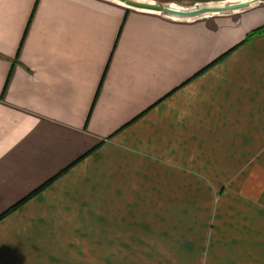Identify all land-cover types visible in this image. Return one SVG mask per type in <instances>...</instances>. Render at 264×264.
Returning a JSON list of instances; mask_svg holds the SVG:
<instances>
[{
    "label": "crops",
    "instance_id": "obj_1",
    "mask_svg": "<svg viewBox=\"0 0 264 264\" xmlns=\"http://www.w3.org/2000/svg\"><path fill=\"white\" fill-rule=\"evenodd\" d=\"M251 1L177 17L0 0V215L46 184L0 219V264H258L233 246L256 234L264 188L249 214L250 176L230 183L264 167V0Z\"/></svg>",
    "mask_w": 264,
    "mask_h": 264
},
{
    "label": "rangeland",
    "instance_id": "obj_2",
    "mask_svg": "<svg viewBox=\"0 0 264 264\" xmlns=\"http://www.w3.org/2000/svg\"><path fill=\"white\" fill-rule=\"evenodd\" d=\"M249 1H251V0H249ZM220 2H223V1H220ZM216 3H219V2H209V3L208 2H205V3L189 2V3H183V4L178 3V4H171V6H172L171 8L185 12L188 10L191 11V10L198 9V8H201V7L209 5V4H213L214 6H217ZM230 3L232 4L235 2L231 1ZM219 6H222V5H219ZM173 16H175V15H173ZM177 17H179V16H177ZM252 160H253V158H252ZM257 167L260 169V172L254 171L253 169H251V172H249V173H237V174H235L232 177V179L230 180V183L232 185V181H233L234 177L236 178L242 174L250 176V184H251L250 189H251V191L247 190L246 197H244L245 204H246L244 207H245V210L248 209L246 211V213H249V214H251V211L254 208V207H252V203L256 200L255 197L253 196L255 194H254V192H252V190H261V188H264V167H260L258 165H257ZM249 168H252V165L249 166L248 169ZM226 189H228V188L226 187ZM257 206L262 208V210L264 211V201L262 202V204H259ZM262 214L263 213H261V214L259 213V208H257L256 213L254 214V211H253V215H251L252 222L254 225L252 227V229L256 231V234L254 236L251 234H247L244 237L242 244L237 245V246H233L237 250L236 254L238 255L239 259H241V260L244 259V257H246V259L249 260V257H247L248 255L242 254V253H249V255H251V254L257 255L258 253H261V258L260 257L258 258V264H261V262H262V264H264V214L263 215ZM202 221H203V224L205 226L207 225V232H208L209 229H211V227H212L213 221L210 220V218H206V217H203ZM174 226H175L174 221L173 222L166 221V228L167 229L172 230L174 228ZM176 226H177V223H176ZM181 229L182 228H180V230ZM223 233L225 234V232H223ZM227 233L230 235L231 239L237 237V230L228 231ZM250 236H251V238H250ZM220 240H222V239H220ZM250 240L255 241V247L251 244ZM208 241H209V238L207 239L206 243H208ZM202 242H204V240ZM206 250H207V247H206ZM199 257L202 260H205V259L210 257V253H208L207 251L205 252V249H204L201 253H199Z\"/></svg>",
    "mask_w": 264,
    "mask_h": 264
},
{
    "label": "water",
    "instance_id": "obj_3",
    "mask_svg": "<svg viewBox=\"0 0 264 264\" xmlns=\"http://www.w3.org/2000/svg\"><path fill=\"white\" fill-rule=\"evenodd\" d=\"M119 1H122L125 4L130 5V6H135V7L142 8V9L161 11L166 14H169L172 16L175 15L179 17H190V16L199 15V14L208 13V12L227 11L235 7L246 6L250 3L249 0H244L238 3H234V4L230 3V4L222 5V6H203L195 10H191V11L188 10V11L183 12L181 10H176L171 7H165L161 5L145 4V3H140V2H134L131 0H119Z\"/></svg>",
    "mask_w": 264,
    "mask_h": 264
},
{
    "label": "trees",
    "instance_id": "obj_4",
    "mask_svg": "<svg viewBox=\"0 0 264 264\" xmlns=\"http://www.w3.org/2000/svg\"><path fill=\"white\" fill-rule=\"evenodd\" d=\"M262 30V29H261ZM260 32V30H256L253 31L251 33H249L245 39L248 40L249 38H251L253 35H255L256 33ZM48 183V182H47ZM46 184H44L43 186H41L40 188L36 189L35 191L31 192L27 197H25L23 200H21L20 202H18L17 204H15L14 206H12L11 208H9L7 211H5L4 213H2L0 215V219L7 214L8 212H10L11 210L15 209L16 207H18L20 204H22L24 201H26L27 199H29L30 197H32L33 195H35L36 193H38Z\"/></svg>",
    "mask_w": 264,
    "mask_h": 264
}]
</instances>
